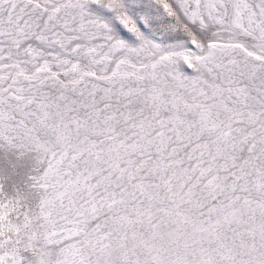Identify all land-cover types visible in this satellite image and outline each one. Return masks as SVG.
I'll return each instance as SVG.
<instances>
[{"label":"snow or ice","instance_id":"snow-or-ice-1","mask_svg":"<svg viewBox=\"0 0 264 264\" xmlns=\"http://www.w3.org/2000/svg\"><path fill=\"white\" fill-rule=\"evenodd\" d=\"M0 264H264V0H0Z\"/></svg>","mask_w":264,"mask_h":264}]
</instances>
